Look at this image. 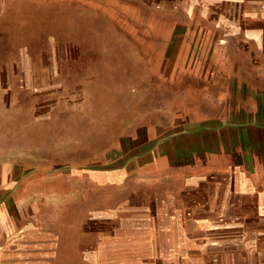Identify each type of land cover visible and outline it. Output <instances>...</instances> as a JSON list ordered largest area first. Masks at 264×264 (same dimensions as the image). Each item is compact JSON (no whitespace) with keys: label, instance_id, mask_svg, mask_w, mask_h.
<instances>
[{"label":"rangeland","instance_id":"obj_1","mask_svg":"<svg viewBox=\"0 0 264 264\" xmlns=\"http://www.w3.org/2000/svg\"><path fill=\"white\" fill-rule=\"evenodd\" d=\"M203 4L0 3V264H166L170 189L264 154L259 66Z\"/></svg>","mask_w":264,"mask_h":264},{"label":"crops","instance_id":"obj_2","mask_svg":"<svg viewBox=\"0 0 264 264\" xmlns=\"http://www.w3.org/2000/svg\"><path fill=\"white\" fill-rule=\"evenodd\" d=\"M9 1L19 2V10L38 11L66 0H0V3ZM192 2L199 6L204 3L202 13L207 11L208 5L213 8V14L227 19L225 27L230 44L241 45L247 65L252 66L255 61L259 66L256 73L248 76L254 78L253 81H264V0ZM254 109L250 111L254 115L264 112L263 106ZM262 125L257 128L264 131V123ZM242 138L249 139L247 135ZM218 157L207 159L206 166L209 177L222 179V182L214 181L217 184L208 187L204 192L206 197L199 196L200 188L193 184L184 191L170 189L171 194L161 203L162 210L166 211L160 215L161 240L172 247L161 256L166 264H178L177 261L201 264L200 257L206 264H264V154L242 150L225 154L222 159L232 165L228 169L216 164ZM183 171L186 170H177ZM184 214L189 216L186 220ZM203 235H207V241ZM183 240L186 247L181 246Z\"/></svg>","mask_w":264,"mask_h":264}]
</instances>
